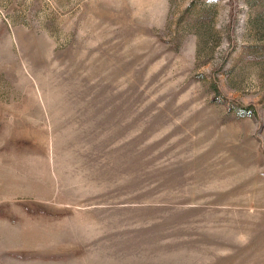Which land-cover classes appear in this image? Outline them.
Returning <instances> with one entry per match:
<instances>
[{
    "label": "rangeland",
    "instance_id": "obj_1",
    "mask_svg": "<svg viewBox=\"0 0 264 264\" xmlns=\"http://www.w3.org/2000/svg\"><path fill=\"white\" fill-rule=\"evenodd\" d=\"M0 264H264V0H0Z\"/></svg>",
    "mask_w": 264,
    "mask_h": 264
}]
</instances>
